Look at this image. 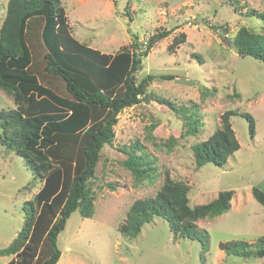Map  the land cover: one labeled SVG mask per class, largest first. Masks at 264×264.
I'll return each instance as SVG.
<instances>
[{
  "label": "rangeland",
  "instance_id": "374dc122",
  "mask_svg": "<svg viewBox=\"0 0 264 264\" xmlns=\"http://www.w3.org/2000/svg\"><path fill=\"white\" fill-rule=\"evenodd\" d=\"M8 0H0V27ZM71 32L79 41L106 53L130 46L136 36L145 49L158 29L170 34L158 40L143 58L139 79L154 74L149 91L171 99L176 106L197 105L201 118L197 135H184L181 116L158 101H142L125 108L115 126V139L102 151L91 180L95 214L72 213L59 234L61 257L56 264H264L263 258L228 255L219 244L231 239L249 242L264 234V207L254 198L253 186L264 188V61L240 55L230 39L246 25L261 31L264 0H62ZM185 41L172 51L175 37ZM163 75L173 76L164 79ZM13 97L0 88V110L14 108ZM228 110L240 143L223 166L198 167L192 146L221 126ZM243 113L251 114L250 120ZM0 124V249L10 245L24 225V204L41 187L32 185L33 172L25 158L3 143ZM138 143V154L155 159L157 177L138 182L124 164L122 148ZM190 184V203L213 200L221 190L233 189L231 208L214 218L197 221L209 234L205 243L175 240L168 222L155 217L136 238L120 231L131 204L153 196L166 175ZM14 255H1L0 264Z\"/></svg>",
  "mask_w": 264,
  "mask_h": 264
},
{
  "label": "trees",
  "instance_id": "16d2710c",
  "mask_svg": "<svg viewBox=\"0 0 264 264\" xmlns=\"http://www.w3.org/2000/svg\"><path fill=\"white\" fill-rule=\"evenodd\" d=\"M248 16L263 21L261 31L242 25L230 39L242 55L264 61V14L255 9ZM158 29L145 49L136 36L130 46L106 53L79 41L71 32L62 0H8L0 27V88L13 97L16 107L0 110L3 143L27 161L33 172L32 185L41 182L35 196L24 204V225L1 255L15 257L4 264H56L61 257L59 234L72 213L95 214L96 194L91 180L105 146L115 139L119 114L142 101H158L176 111L184 121L186 135L200 132L197 105L176 106L167 97L149 91L157 76L139 79L143 58L158 40L170 34ZM175 37L170 50L185 41ZM164 79L173 76L163 75ZM236 110L221 115V126L207 139L192 146L195 163L223 166L240 148L232 126ZM250 120L251 114L243 113ZM138 143L122 148L124 164L138 182L157 177L155 159L138 154ZM190 184L166 175L153 196L136 199L120 231L136 238L155 217L165 219L175 240L189 238L205 243L209 234L197 221L230 210L233 189L221 190L211 201L192 205ZM254 198L264 207V188L253 186ZM249 242L243 238L220 242L228 255L264 257V234Z\"/></svg>",
  "mask_w": 264,
  "mask_h": 264
}]
</instances>
